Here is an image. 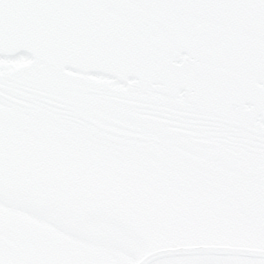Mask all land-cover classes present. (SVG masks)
<instances>
[{
    "label": "snow or ice",
    "instance_id": "6c2138e0",
    "mask_svg": "<svg viewBox=\"0 0 264 264\" xmlns=\"http://www.w3.org/2000/svg\"><path fill=\"white\" fill-rule=\"evenodd\" d=\"M0 264H264V0H0Z\"/></svg>",
    "mask_w": 264,
    "mask_h": 264
}]
</instances>
